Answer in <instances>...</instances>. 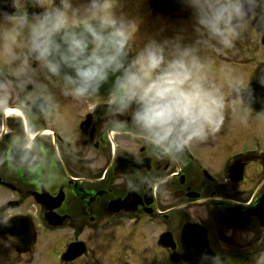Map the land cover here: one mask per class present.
<instances>
[{"label": "flooded vegetation", "instance_id": "flooded-vegetation-1", "mask_svg": "<svg viewBox=\"0 0 264 264\" xmlns=\"http://www.w3.org/2000/svg\"><path fill=\"white\" fill-rule=\"evenodd\" d=\"M113 2L118 17L137 22L131 55L151 38L189 43L195 21L184 0ZM0 8L14 11L11 0ZM247 34L256 46L241 34L230 49H199L225 98L224 123L177 158L158 154L130 122V131L118 128L128 116L106 109L109 95L74 98L39 73L22 85L0 64V264H201L202 254L257 264L264 113L243 98L264 47L251 21ZM40 83L51 100L38 95Z\"/></svg>", "mask_w": 264, "mask_h": 264}, {"label": "clouds", "instance_id": "clouds-1", "mask_svg": "<svg viewBox=\"0 0 264 264\" xmlns=\"http://www.w3.org/2000/svg\"><path fill=\"white\" fill-rule=\"evenodd\" d=\"M30 3L40 11L29 13L25 0H11L13 12L0 8L6 70L22 85L43 74L78 99L99 98L111 81L106 109L128 116L117 127L130 131V122L141 139L169 158L214 135L224 123L225 98L207 80L199 49L232 48L250 21L264 13V0H184L194 14V39L151 38L131 55L137 22L118 17L113 0ZM262 75L264 68L258 73ZM37 87L39 96L51 100L46 85ZM23 148L27 160L31 145ZM201 264L223 261L219 255L202 254ZM257 264H264V253Z\"/></svg>", "mask_w": 264, "mask_h": 264}, {"label": "water", "instance_id": "water-1", "mask_svg": "<svg viewBox=\"0 0 264 264\" xmlns=\"http://www.w3.org/2000/svg\"><path fill=\"white\" fill-rule=\"evenodd\" d=\"M252 26L256 29L257 32H260V31L264 32V14L263 13H261L260 15H258L255 18V20L252 22ZM262 44L264 46V35H263V38H262ZM257 73L254 75V78L251 80V83L249 85L248 91L246 92L245 102L252 109L263 110L264 111V84L261 83L262 90H261L260 94H259V92H258V90L256 88V83H258L260 81V79H264V75L258 76ZM110 88H111V81H109L108 84H105L101 88L100 94L107 95ZM257 92H258V94H256V96H255V93H257Z\"/></svg>", "mask_w": 264, "mask_h": 264}, {"label": "rangeland", "instance_id": "rangeland-1", "mask_svg": "<svg viewBox=\"0 0 264 264\" xmlns=\"http://www.w3.org/2000/svg\"><path fill=\"white\" fill-rule=\"evenodd\" d=\"M249 28V27H248ZM248 29L246 30V31H243L241 34H242V43L244 44V46H256L255 44H256V40L255 39H253V42L252 41H250L249 40V36H248ZM194 37H195V34H194V32H193V34H192V36H191V39L189 40V43L194 39ZM236 42H237V40H236ZM258 54H260V53H258ZM258 54H256V55H258ZM259 57H261V58H264V56H262V55H259ZM246 58H248V56H244V59H246ZM253 58H254V56H253ZM261 58H259V59H261ZM0 64H4V61L3 60H1L0 59ZM243 141H239L238 142V144H240V143H242Z\"/></svg>", "mask_w": 264, "mask_h": 264}]
</instances>
